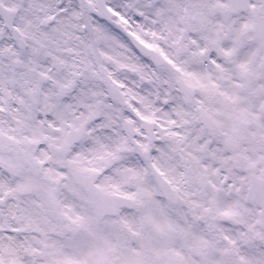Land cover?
I'll return each mask as SVG.
<instances>
[{
  "label": "snow or ice",
  "instance_id": "snow-or-ice-1",
  "mask_svg": "<svg viewBox=\"0 0 264 264\" xmlns=\"http://www.w3.org/2000/svg\"><path fill=\"white\" fill-rule=\"evenodd\" d=\"M0 264H264V0H0Z\"/></svg>",
  "mask_w": 264,
  "mask_h": 264
}]
</instances>
